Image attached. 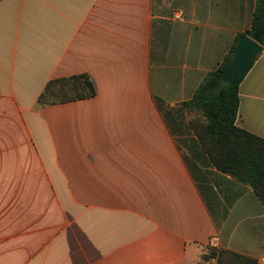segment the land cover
<instances>
[{"label": "crops", "instance_id": "obj_1", "mask_svg": "<svg viewBox=\"0 0 264 264\" xmlns=\"http://www.w3.org/2000/svg\"><path fill=\"white\" fill-rule=\"evenodd\" d=\"M255 8L0 1V264H198L213 238L264 264V202L211 163L185 108ZM77 75L94 98L39 105ZM237 125L264 139V51Z\"/></svg>", "mask_w": 264, "mask_h": 264}, {"label": "trees", "instance_id": "obj_2", "mask_svg": "<svg viewBox=\"0 0 264 264\" xmlns=\"http://www.w3.org/2000/svg\"><path fill=\"white\" fill-rule=\"evenodd\" d=\"M2 1V0H0ZM264 47V0H256L250 29L246 33ZM236 43L222 63L210 73L185 103L191 126L211 163L223 174L251 186L264 202V139L240 128L237 119L240 108V84L253 64L235 85L223 81ZM96 87L87 75L50 81L40 95V106L94 98ZM215 259L216 264H258L254 259L229 250L210 248L198 264Z\"/></svg>", "mask_w": 264, "mask_h": 264}, {"label": "water", "instance_id": "obj_3", "mask_svg": "<svg viewBox=\"0 0 264 264\" xmlns=\"http://www.w3.org/2000/svg\"><path fill=\"white\" fill-rule=\"evenodd\" d=\"M263 51V46L252 40L248 35H243L224 72L223 81L235 85Z\"/></svg>", "mask_w": 264, "mask_h": 264}, {"label": "built area", "instance_id": "obj_4", "mask_svg": "<svg viewBox=\"0 0 264 264\" xmlns=\"http://www.w3.org/2000/svg\"><path fill=\"white\" fill-rule=\"evenodd\" d=\"M173 18H174L175 20H177V21L182 20V18H183V13H182V11H178V12H176V13L174 14ZM216 240H217L216 238H213V239L211 240V242H210V248H216ZM206 264H216V260H215V259H212V260L206 262Z\"/></svg>", "mask_w": 264, "mask_h": 264}]
</instances>
